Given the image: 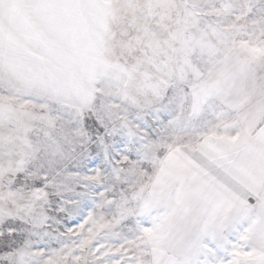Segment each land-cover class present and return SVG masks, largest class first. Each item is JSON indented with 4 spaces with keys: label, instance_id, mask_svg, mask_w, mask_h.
<instances>
[{
    "label": "snow or ice",
    "instance_id": "6c2138e0",
    "mask_svg": "<svg viewBox=\"0 0 264 264\" xmlns=\"http://www.w3.org/2000/svg\"><path fill=\"white\" fill-rule=\"evenodd\" d=\"M0 264H264V0H0Z\"/></svg>",
    "mask_w": 264,
    "mask_h": 264
}]
</instances>
